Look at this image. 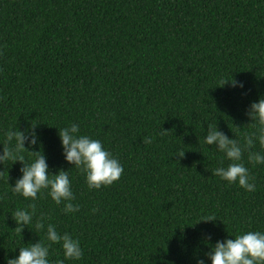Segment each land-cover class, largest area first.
Segmentation results:
<instances>
[{
	"label": "trees",
	"instance_id": "trees-1",
	"mask_svg": "<svg viewBox=\"0 0 264 264\" xmlns=\"http://www.w3.org/2000/svg\"><path fill=\"white\" fill-rule=\"evenodd\" d=\"M230 79L244 88L218 85ZM262 97L264 0H0V152L6 131L35 125L25 163L39 151L68 170L79 205L65 214L47 189L13 194L22 164L0 163V264L48 243L49 223L80 241L82 258L64 264H196L218 239L264 231V165L244 154L246 192L212 175L223 154L204 144L209 125L242 142ZM72 123L118 159L119 180L87 188L62 155L58 129ZM33 204L32 228L17 232L12 214ZM49 252L63 259L59 244Z\"/></svg>",
	"mask_w": 264,
	"mask_h": 264
},
{
	"label": "clouds",
	"instance_id": "clouds-1",
	"mask_svg": "<svg viewBox=\"0 0 264 264\" xmlns=\"http://www.w3.org/2000/svg\"><path fill=\"white\" fill-rule=\"evenodd\" d=\"M229 82L233 88H244L242 81L234 79L225 80L218 85L224 86ZM245 114L255 131L245 134L242 142L236 138H230L217 126L209 125L204 144L214 145L216 150L223 154L221 166L211 169L212 175L226 181L228 185L236 184L246 192H254L256 184L250 175L249 168L245 166L244 154L247 153L248 164L264 165V97L251 102ZM79 132V125L72 123L70 126L59 128L58 136L64 160L83 173L87 188L99 190L102 186L112 185L119 180L123 173V166L118 159L112 156L101 141ZM5 141L11 145V149L3 146V151L0 152V163L11 159L14 162L20 161L22 164L19 170L20 176L15 180L14 185L11 184L13 194L35 201L38 193L47 189L48 195L56 205L63 203L62 210L65 214L79 211V205L72 203L75 196L68 170L60 169L55 173L51 172L45 154L39 151H33L34 159L31 163H25L24 156L21 154L25 148H29L25 147V143L27 142L29 146L40 143V136L35 130V125L24 130L6 131ZM151 142V137L144 138L145 144ZM256 145L259 146V150H255ZM175 155L182 159L185 151L178 149ZM223 161L229 162L226 167L223 166ZM29 207L31 211L17 209L12 214L17 232L22 233L25 226L30 229L33 226L35 206L33 204ZM44 228L45 224L42 220L35 223L37 231ZM45 240L48 243L38 240L19 247L18 255L5 257V264H64L65 260L79 261L83 256L80 241L67 232L59 233L51 223L46 226ZM53 244H59L63 252V259H57L55 262L49 259V249ZM206 256L207 260L197 258L196 264H207V261H210V264H264V231H246L235 235L234 238L218 239Z\"/></svg>",
	"mask_w": 264,
	"mask_h": 264
},
{
	"label": "bare ground",
	"instance_id": "bare-ground-1",
	"mask_svg": "<svg viewBox=\"0 0 264 264\" xmlns=\"http://www.w3.org/2000/svg\"><path fill=\"white\" fill-rule=\"evenodd\" d=\"M193 160V159H192Z\"/></svg>",
	"mask_w": 264,
	"mask_h": 264
}]
</instances>
